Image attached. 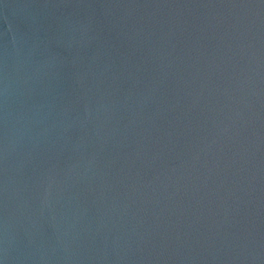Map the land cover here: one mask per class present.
<instances>
[{
	"label": "water",
	"instance_id": "1",
	"mask_svg": "<svg viewBox=\"0 0 264 264\" xmlns=\"http://www.w3.org/2000/svg\"><path fill=\"white\" fill-rule=\"evenodd\" d=\"M0 264H264V0H0Z\"/></svg>",
	"mask_w": 264,
	"mask_h": 264
}]
</instances>
